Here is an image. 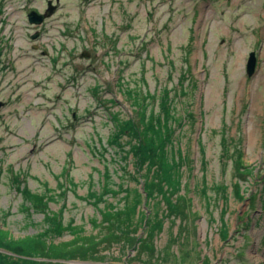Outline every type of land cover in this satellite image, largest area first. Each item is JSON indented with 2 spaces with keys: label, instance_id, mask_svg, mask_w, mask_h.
I'll return each instance as SVG.
<instances>
[{
  "label": "rangeland",
  "instance_id": "1",
  "mask_svg": "<svg viewBox=\"0 0 264 264\" xmlns=\"http://www.w3.org/2000/svg\"><path fill=\"white\" fill-rule=\"evenodd\" d=\"M49 2L52 14L29 24L27 14H45ZM0 102V242L32 238L26 257L0 244V264H73L66 255L85 248H55L75 236L97 244L86 260L112 264H264V202L255 195L264 181V0H0ZM110 117L138 130L160 117L171 131L163 146L187 194L171 199L177 209L154 210L145 196L137 207V236L156 217L162 223L153 256L101 223L109 207L132 201L123 199L128 187H143L130 178L131 130L109 141ZM223 135L232 160L219 157ZM168 209L176 221L164 219ZM51 224L61 236L42 235Z\"/></svg>",
  "mask_w": 264,
  "mask_h": 264
},
{
  "label": "trees",
  "instance_id": "2",
  "mask_svg": "<svg viewBox=\"0 0 264 264\" xmlns=\"http://www.w3.org/2000/svg\"><path fill=\"white\" fill-rule=\"evenodd\" d=\"M167 91L168 92H166L165 94L163 95L161 94L162 97L166 100V102H168L171 99V96L169 94V92H171V89H168ZM158 95H159L158 97H161L160 94ZM171 106H172V101H170V103L165 109L166 121H168L169 119L170 120L173 119L171 113ZM115 118L118 117H110V121L115 123V127H114V133L112 134L109 141L115 143L117 135L124 134L126 131L131 130V132H128L127 134L131 136L132 140L127 142V144L132 143L130 145L129 153L136 158L135 159L136 163H134V174L130 178L136 183L139 182L141 184L140 181H142L143 187L140 188L128 187L125 190V195L123 199L128 200L130 197H132L133 198L132 201H130L129 203H125L122 209H116L115 208L116 205L114 206V208L109 207L107 211H104L105 212L104 215H101L102 216L101 223L107 225L108 234L109 235L112 234L113 237H115L116 241L118 242L122 241L123 243L127 242L125 244L126 246L132 244L131 247H135V245H137V248H140L141 250V251L136 250L137 253L140 254V252L144 253L145 251H147V254L153 256V254L155 253V250L153 248L154 237L155 234L161 231L162 223L159 221L160 218L156 217L158 219L157 221L147 222V224L145 225L147 227L146 229L148 230V234L145 237L137 236V233L141 229V224L143 222V221L139 222L140 219L143 220L142 217L139 220H137L138 217L135 216L137 214L136 213L137 207L142 204V199H144L145 196L147 201L146 206L148 207V204H151V202H153V204L151 205L154 210H156V208H160L162 210V208L160 207L162 202H164L167 208L170 207L171 209H177V203H174L173 200L171 199L177 197L178 195L180 197L182 195L187 194L186 191H183L182 193L181 191H179L182 174L181 173L178 174V167L176 164L177 158L175 157L174 151L173 149L167 150V147L163 146V144H167L166 141L167 139H169L171 131L170 128L165 126V123L160 120V117L157 118V124H154V122H152L151 120L148 122L143 119L142 123L141 121H139V123L137 124L138 126L142 127L140 130H138L132 122L119 121L118 119L116 120ZM167 132H169L168 135H166ZM227 139L228 138L225 135H223V137L221 138V142H220L221 154L219 157L225 160H230V159L232 160L233 154L231 153L232 150L231 147L233 145V142L229 144L227 142ZM123 149H124L123 146L120 145L118 151L121 152ZM228 149L230 154L228 153ZM232 151H236V150H232ZM234 157H237V159H239V156H234ZM234 161L236 163L234 165L235 167L237 165L239 171L241 168H246L240 162H237L236 160ZM106 169H107V173L105 175V178L110 181L111 173L107 166ZM115 171L113 172L116 173ZM138 175H139L138 179L135 178ZM122 176L124 175L122 174ZM117 177L121 179V176H117ZM262 184H263L262 188L259 190L258 193H255V195H256V199H257V194L262 196L261 199L260 198L259 199H260V203L263 204L264 181L262 182ZM176 187L178 188V190L176 189ZM225 187H226L225 185L220 184V186L217 188L218 193H220V191H223ZM107 193L118 194L119 192H107ZM235 193L236 195H240L238 194L240 193V190H236ZM210 203H211V199H210ZM174 212L175 211L170 212L168 209V213L165 212L163 214L164 219L165 218L170 219L171 216H174V219L176 221L175 218L176 214ZM144 220H146V211L144 213ZM51 225H52L51 227L52 229L47 231L46 233L42 232V235L47 239H49L50 236H53L55 234L57 236L58 235L61 236L62 234H59L60 233L59 228L55 227V224H51ZM113 225L118 227L110 228V226ZM227 228L228 226L220 231L222 232V237L226 239L228 237ZM63 232H66V230L64 229ZM80 234L81 233H79V235ZM30 237L31 236H25L23 238H20V240H17L19 242L13 240L14 245H12L11 243H7L6 239H2V242H0V244H3L6 247H8L7 249L12 251L14 254H19V256L24 255L26 257V256H30L29 254H31L29 253L30 250H28L29 248L28 242L30 240L32 241V238ZM75 239H76V241L74 240L75 242L74 241L72 242L71 240L63 244L56 243L58 246L57 248L55 247L54 248L55 250H60L61 252L68 250L69 247H73L72 251H74L75 248L79 246L85 248L82 252L79 253H75L74 251L73 253L67 255L64 254L66 255V257H71V259L86 260L88 259V256H94L97 253L98 247L96 242L92 240L87 242V240H81L78 236H75ZM147 239L148 242L144 243V240ZM40 241L43 240L40 239ZM79 242L81 244H77ZM88 246L91 247L87 248ZM26 249L29 251L28 253L26 252ZM31 249H36V248H31ZM45 250L46 252H49L50 250H53V248L48 249L47 247H45ZM30 263L32 262L25 259L23 260V264H30Z\"/></svg>",
  "mask_w": 264,
  "mask_h": 264
},
{
  "label": "water",
  "instance_id": "3",
  "mask_svg": "<svg viewBox=\"0 0 264 264\" xmlns=\"http://www.w3.org/2000/svg\"><path fill=\"white\" fill-rule=\"evenodd\" d=\"M51 2L48 3V10L45 14L37 13L36 11H30L26 18L27 22L34 26H40L48 16H50L54 10V8L51 6ZM38 34L32 35L31 39H37ZM85 57H88V54L84 55ZM256 57L255 54L252 52L249 54L248 59L246 61V73L247 76L251 77L254 74L255 66H256ZM4 106L2 102H0V109Z\"/></svg>",
  "mask_w": 264,
  "mask_h": 264
},
{
  "label": "flooded vegetation",
  "instance_id": "4",
  "mask_svg": "<svg viewBox=\"0 0 264 264\" xmlns=\"http://www.w3.org/2000/svg\"><path fill=\"white\" fill-rule=\"evenodd\" d=\"M250 53H252V52H250ZM255 54V53H254ZM249 56V55H248ZM255 57H256V55H255ZM247 59H248V57H247ZM256 60H257V58H256ZM256 63H257V61H256ZM255 69H256V66H255ZM255 71L256 70H254V73H255ZM254 75V74H253ZM11 253V252H10ZM10 253H8V254H6V256H8V257H10V258H12L13 256L10 254ZM13 253V252H12ZM14 254V253H13ZM7 260V259H6ZM77 260V262L75 261V259H73V261H75V263H73V264H112V263H109V262H101V261H98V260H95V261H93V258L92 259H90V260H80V259H76ZM8 262H10L11 263V261H9V260H7ZM92 261V262H91ZM62 262H65V261H62ZM114 264V263H113ZM123 264H129V263H127V262H125V263H123Z\"/></svg>",
  "mask_w": 264,
  "mask_h": 264
}]
</instances>
